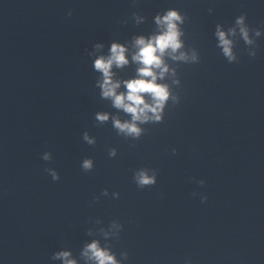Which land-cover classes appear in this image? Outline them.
<instances>
[{"label":"clouds","instance_id":"9594fccd","mask_svg":"<svg viewBox=\"0 0 264 264\" xmlns=\"http://www.w3.org/2000/svg\"><path fill=\"white\" fill-rule=\"evenodd\" d=\"M212 9H209L211 12ZM68 17L72 16V11L67 13ZM132 16L137 22H141L143 17L137 16L135 12ZM187 19L186 14L179 9L169 8L162 14L157 13L154 16V23L157 31L148 37L143 35L135 37L133 46L136 51L132 54V61L139 65L136 69V77L127 80L114 79L113 66L122 69L129 64L126 56L128 49L119 43H112L109 55L98 56L94 61V69L102 74V80L98 81V87L101 89V96L110 99L112 106L117 110L130 116L128 120H121L117 116L112 117V126L116 130L117 135L123 136L125 139L139 140L147 131L142 125L160 124L164 121L165 110L171 104L172 106L180 103V96L173 91L172 85L179 86L180 79L177 78V69L170 67L166 62V58L179 64H197L200 62V55L195 48L188 50L183 39L185 32L183 25ZM239 33V37L245 45H256V39L262 35L261 30L251 28L246 22V14L236 17L233 26L227 31L222 29L220 24L216 25L215 36L218 39V47L222 49V54L227 58L229 63L238 61L236 53L233 51L234 42L229 37H235ZM95 48L103 47L96 44ZM91 55V53H89ZM251 57L256 56V50L248 51ZM171 78L172 84L158 83L164 81L165 78ZM123 84L125 91H118ZM147 97V99H146ZM96 121L100 124L109 120L108 113H96ZM83 141L90 146L96 144V140L90 138L87 132L83 133ZM173 155L176 149L172 148ZM109 157H116V148L108 150ZM51 152H44L41 159L44 161L52 160ZM81 169L84 172H91L94 169V160L92 158H84L81 162ZM45 171L51 176L53 181L60 179L59 173L54 168H45ZM158 170L155 168L142 167L134 171L133 181L139 189L150 188L157 183ZM201 186L204 185L203 180L197 181ZM102 196H109L107 189L101 193ZM119 192L111 193L114 199L119 198ZM197 195V193H193ZM201 201L207 200V195L200 194ZM99 197H94V201ZM99 222V221H97ZM114 230V231H112ZM123 225L118 220H113L109 224V232H104L105 237L110 233L119 239ZM91 230H89L90 234ZM71 253L68 251H59L54 253L50 259H62L64 264H77L75 259H70ZM81 255L91 264H121V260H117L116 254L109 250L108 247H101L98 240H93L87 244ZM123 261L128 259L126 251L120 252ZM190 264V261L188 262Z\"/></svg>","mask_w":264,"mask_h":264}]
</instances>
